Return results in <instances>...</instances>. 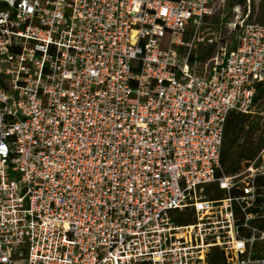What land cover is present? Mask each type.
<instances>
[{"label": "built area", "instance_id": "obj_1", "mask_svg": "<svg viewBox=\"0 0 264 264\" xmlns=\"http://www.w3.org/2000/svg\"><path fill=\"white\" fill-rule=\"evenodd\" d=\"M209 7L0 0V264H264V150L221 164L264 26L203 64L188 29Z\"/></svg>", "mask_w": 264, "mask_h": 264}, {"label": "rangeland", "instance_id": "obj_2", "mask_svg": "<svg viewBox=\"0 0 264 264\" xmlns=\"http://www.w3.org/2000/svg\"><path fill=\"white\" fill-rule=\"evenodd\" d=\"M209 8L203 22L188 29L191 49L187 55L203 64L216 55L220 46L233 40L232 25L248 22L264 26L261 22L264 20V0H210ZM249 116L235 129L234 151L243 147L249 136L254 137L255 142L261 137L259 143H264V96L254 105ZM252 125L255 127L253 130ZM245 164H242L241 170Z\"/></svg>", "mask_w": 264, "mask_h": 264}, {"label": "trees", "instance_id": "obj_3", "mask_svg": "<svg viewBox=\"0 0 264 264\" xmlns=\"http://www.w3.org/2000/svg\"><path fill=\"white\" fill-rule=\"evenodd\" d=\"M262 25H264V20L261 21ZM264 96V84L259 85L257 88L256 96L254 98V105H256L260 99ZM250 118L249 115H239L233 113L230 115L226 128H225V140L224 146L222 150L221 164L224 169V173L226 176H234L241 171L242 164L253 161L262 151L264 143L260 144L261 137L258 138V141L255 142V138L249 136L245 140V144L243 147L234 151V141L233 134L235 133V129L238 124L242 121H246ZM254 125L251 126L253 130ZM255 129V127H254ZM223 195H220V197ZM222 260H213L210 264H222Z\"/></svg>", "mask_w": 264, "mask_h": 264}]
</instances>
